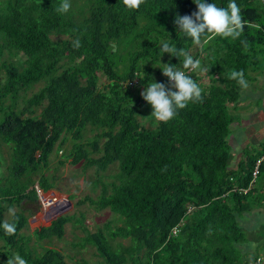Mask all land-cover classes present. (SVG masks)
Instances as JSON below:
<instances>
[{"label": "trees", "instance_id": "1", "mask_svg": "<svg viewBox=\"0 0 264 264\" xmlns=\"http://www.w3.org/2000/svg\"><path fill=\"white\" fill-rule=\"evenodd\" d=\"M69 2L68 12L59 14L62 0H0V143L10 147L9 173L0 180V264L15 256L26 264H68L62 251L38 253L29 244L23 211L6 219L15 205L38 201L36 183L46 193L54 187L43 170L58 157L60 164L96 167L93 185L101 187L100 194L78 203L109 208L117 216L119 224L113 218L96 230L81 223L85 235L79 245L93 246L100 258L92 264L256 260L243 252L249 235L239 217L264 202V161L248 193L233 189L249 185L264 148L248 150L233 170L227 139L230 105L239 102L244 88L230 73L243 70L248 81L251 72L264 69V0H235L248 22L243 33L236 39L202 36V45L178 34L174 24L177 14L197 10L193 0H144L138 9H128L123 0ZM205 2L227 8L230 0ZM61 35L66 37L53 38ZM162 41L184 49L209 71L187 73L203 89L202 102L146 126L139 119L146 102L141 91L163 74L160 67L182 66V57L162 55ZM19 53L25 57L15 59ZM41 82L40 90L25 97ZM89 126L98 131L86 139ZM114 163L116 180L104 181L100 171ZM73 221L82 219L62 215L35 235L62 238L65 224ZM5 223L14 225V234L6 233ZM118 238L130 242L113 243Z\"/></svg>", "mask_w": 264, "mask_h": 264}, {"label": "rangeland", "instance_id": "2", "mask_svg": "<svg viewBox=\"0 0 264 264\" xmlns=\"http://www.w3.org/2000/svg\"><path fill=\"white\" fill-rule=\"evenodd\" d=\"M73 9L77 12V5H73ZM65 37L66 36L63 35L53 36L54 39L58 40ZM24 57L25 56L23 54L19 53L15 56V59ZM165 81L166 76L163 74H160L159 78L155 79V82L159 83L165 84ZM42 85L43 83L41 82L29 89L26 93H24L25 97H31L35 92L40 90ZM7 102H10V99H8ZM20 104V106H23L25 102L21 99ZM143 107L144 111L140 113L139 116L142 123L146 126L157 124L158 121L151 116L153 111L151 105L146 101ZM41 108L42 107H39L38 109L41 110ZM97 131L98 130L96 128L89 126L88 130L85 132V138L87 139L92 137ZM9 156L10 147L6 144L0 143V157L3 159L2 166L0 167V180L5 178L9 173L7 171V165L10 164ZM59 159L60 157L57 159H51V164L46 170H43V172L46 173L54 184V187L47 192L50 197L48 198V196H46L47 193L42 190L38 192V201L23 202L24 204L21 205V207L15 205L13 209L6 214V219H11L12 214L19 211H23L29 217L28 224L24 227L22 233L25 237H27L26 239L30 240L29 244L36 249L38 253H43L47 248H56L64 253L68 264H82V259H86L90 264H92L99 261L100 258L96 254L97 250L93 246L91 247V245H86L82 248L79 245L81 240L80 237L85 235V231L81 223L91 230H96L98 227L104 225L108 220L113 218L115 220L117 216L109 208L97 210L95 206H90L87 203H78L81 198H84L87 195L97 197L100 194L101 187L93 185L94 179L98 176L96 167L92 166L85 168L83 163L72 164L69 161L65 164H60ZM118 170V164L114 163L110 165L107 170L100 171V174L103 176L104 181L113 182L116 180L114 179V176L118 173ZM35 186L37 187L39 184L36 183ZM59 203L61 204L58 208H56L57 212L54 209H51L53 205L56 207ZM49 211H55V215L52 217L46 216ZM65 214H72L76 218L82 219L83 222L81 221L77 224H74V221L66 223L65 234L62 238L54 236L52 238L42 240L37 239L34 234L36 228L50 226L55 219ZM242 215H240L239 219ZM114 224L119 223L115 220ZM255 235V240L259 242L257 246H261V241L262 243L264 242V230L256 231ZM116 242L128 244L130 240L118 238L113 241V243ZM256 247L253 248L255 254L250 252V257H256Z\"/></svg>", "mask_w": 264, "mask_h": 264}, {"label": "clouds", "instance_id": "3", "mask_svg": "<svg viewBox=\"0 0 264 264\" xmlns=\"http://www.w3.org/2000/svg\"><path fill=\"white\" fill-rule=\"evenodd\" d=\"M143 2L144 0H123L124 6L128 9H138ZM193 2L196 4L197 10L190 15L177 14L174 24L177 26L178 34L191 38L196 45H202V36H207L209 39L215 36L239 38L248 23L242 19L241 9L235 0H230L227 8L218 7L214 3H206L205 0H193ZM70 7L69 0H62V3L55 10L59 14H64L68 12ZM73 46L76 48L80 46L79 38L73 42ZM160 52L162 55L170 53L173 56L182 57V66L174 67L172 64H167L165 67L158 66L162 69L163 75L168 78V85L153 81L141 91L140 95L151 105L153 109L151 115L155 120L168 122L178 114V110L184 109L189 103L203 101V89L187 73L197 71L203 73L209 69L201 67L199 59H194L182 48L175 49L169 42H161ZM229 79L236 80L244 88L248 86L244 79L243 70H233ZM54 207L53 205L51 209ZM3 227L7 234L15 233L14 225L5 223ZM6 264H26V261L15 256L9 258Z\"/></svg>", "mask_w": 264, "mask_h": 264}, {"label": "crops", "instance_id": "4", "mask_svg": "<svg viewBox=\"0 0 264 264\" xmlns=\"http://www.w3.org/2000/svg\"><path fill=\"white\" fill-rule=\"evenodd\" d=\"M247 85L239 102L230 105L233 119L227 140L231 150L230 168L233 170L238 168L248 150L259 153L264 148V69L251 72ZM239 221L249 235L248 241L243 244V252L250 257V252L255 254L253 248L259 243L255 240V232L264 230V202H257ZM256 249V260L250 264H264V242L261 241V246Z\"/></svg>", "mask_w": 264, "mask_h": 264}, {"label": "built area", "instance_id": "5", "mask_svg": "<svg viewBox=\"0 0 264 264\" xmlns=\"http://www.w3.org/2000/svg\"><path fill=\"white\" fill-rule=\"evenodd\" d=\"M263 161H264V154L257 160V162L254 166L253 172H252V179H251L248 186H246V187H235L233 190L239 191L241 193H248L255 186V184L257 182L258 176L260 174V167H261V164ZM231 180H233L232 177H231ZM37 190H38V192L42 191V189L39 186H37ZM263 190H264V188H263ZM48 204H50V203H48ZM179 231H180V225H177L176 227L173 228L172 233L174 235H176L179 233Z\"/></svg>", "mask_w": 264, "mask_h": 264}, {"label": "water", "instance_id": "6", "mask_svg": "<svg viewBox=\"0 0 264 264\" xmlns=\"http://www.w3.org/2000/svg\"><path fill=\"white\" fill-rule=\"evenodd\" d=\"M115 47V46H114ZM114 49H116V48H114Z\"/></svg>", "mask_w": 264, "mask_h": 264}]
</instances>
